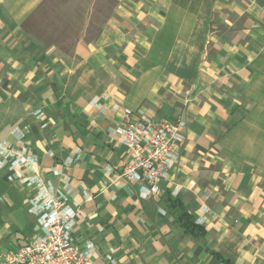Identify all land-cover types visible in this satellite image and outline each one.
<instances>
[{
    "label": "crops",
    "instance_id": "0c3cea01",
    "mask_svg": "<svg viewBox=\"0 0 264 264\" xmlns=\"http://www.w3.org/2000/svg\"><path fill=\"white\" fill-rule=\"evenodd\" d=\"M43 1L0 0V143L34 161L0 167V252L37 234L26 180L71 159L75 236L95 243L96 264H223L213 252L264 264V0H113L70 50L26 28ZM126 110L186 121L182 161L148 198L117 175L130 156L111 129ZM167 195L205 226L203 240L185 234Z\"/></svg>",
    "mask_w": 264,
    "mask_h": 264
},
{
    "label": "built area",
    "instance_id": "2783aa9c",
    "mask_svg": "<svg viewBox=\"0 0 264 264\" xmlns=\"http://www.w3.org/2000/svg\"><path fill=\"white\" fill-rule=\"evenodd\" d=\"M125 115V121L111 129L110 141L114 146L123 144L130 156L117 175L139 183L141 196L148 198L161 190L162 183L182 161L186 121L183 116L154 121L131 110ZM0 158V167L10 169L34 162L24 148L14 151L2 143ZM71 163L67 159L63 167L52 168V177L36 173L26 180L27 208L35 218L37 234L15 250L1 251L0 264H96L95 243L87 240L81 245L75 236L80 206L70 197V177L63 170ZM111 173L108 167L106 174ZM52 178L61 179L62 184L53 185ZM103 264H116V259Z\"/></svg>",
    "mask_w": 264,
    "mask_h": 264
},
{
    "label": "rangeland",
    "instance_id": "374dc122",
    "mask_svg": "<svg viewBox=\"0 0 264 264\" xmlns=\"http://www.w3.org/2000/svg\"><path fill=\"white\" fill-rule=\"evenodd\" d=\"M113 6V0H44L26 21V28L44 44L57 43L70 50L86 22L88 37L98 33Z\"/></svg>",
    "mask_w": 264,
    "mask_h": 264
},
{
    "label": "trees",
    "instance_id": "16d2710c",
    "mask_svg": "<svg viewBox=\"0 0 264 264\" xmlns=\"http://www.w3.org/2000/svg\"><path fill=\"white\" fill-rule=\"evenodd\" d=\"M167 200L170 202V206L176 210L177 220L183 227L185 234L203 240L207 232L205 226L195 222L192 213L188 210L183 201L179 197L173 198L170 195H167ZM213 254L216 255L223 264H232L229 259L224 258L221 254L217 252H213Z\"/></svg>",
    "mask_w": 264,
    "mask_h": 264
}]
</instances>
